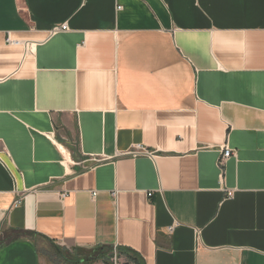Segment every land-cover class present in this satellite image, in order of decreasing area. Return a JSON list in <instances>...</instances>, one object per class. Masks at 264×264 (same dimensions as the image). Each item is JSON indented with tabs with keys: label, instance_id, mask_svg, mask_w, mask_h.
<instances>
[{
	"label": "crops",
	"instance_id": "1",
	"mask_svg": "<svg viewBox=\"0 0 264 264\" xmlns=\"http://www.w3.org/2000/svg\"><path fill=\"white\" fill-rule=\"evenodd\" d=\"M101 247L264 264V0H0V264Z\"/></svg>",
	"mask_w": 264,
	"mask_h": 264
},
{
	"label": "rangeland",
	"instance_id": "2",
	"mask_svg": "<svg viewBox=\"0 0 264 264\" xmlns=\"http://www.w3.org/2000/svg\"><path fill=\"white\" fill-rule=\"evenodd\" d=\"M61 264H142L131 251L119 247L60 251Z\"/></svg>",
	"mask_w": 264,
	"mask_h": 264
},
{
	"label": "built area",
	"instance_id": "3",
	"mask_svg": "<svg viewBox=\"0 0 264 264\" xmlns=\"http://www.w3.org/2000/svg\"><path fill=\"white\" fill-rule=\"evenodd\" d=\"M58 28L60 29H66V24L65 23H62ZM8 41H10V39L8 38L7 39ZM134 154L136 153H139V150L138 149H135L132 151ZM232 155V150L227 148V147H224L222 149V152H221V156L219 158V165L221 166L222 168V164L223 162L225 161V159H227L228 157H230ZM222 173H221V178H222ZM222 183V182H221ZM225 190V188H223V191ZM232 192L230 190L227 191V196H231ZM148 196L151 195V193H147Z\"/></svg>",
	"mask_w": 264,
	"mask_h": 264
},
{
	"label": "trees",
	"instance_id": "4",
	"mask_svg": "<svg viewBox=\"0 0 264 264\" xmlns=\"http://www.w3.org/2000/svg\"><path fill=\"white\" fill-rule=\"evenodd\" d=\"M102 248V247H101Z\"/></svg>",
	"mask_w": 264,
	"mask_h": 264
}]
</instances>
